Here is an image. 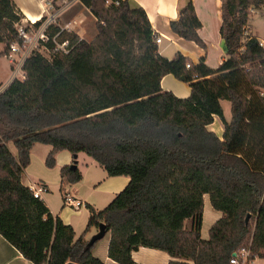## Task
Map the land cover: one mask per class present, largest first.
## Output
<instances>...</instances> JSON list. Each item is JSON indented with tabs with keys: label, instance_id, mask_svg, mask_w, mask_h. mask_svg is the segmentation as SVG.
I'll return each instance as SVG.
<instances>
[{
	"label": "trees",
	"instance_id": "16d2710c",
	"mask_svg": "<svg viewBox=\"0 0 264 264\" xmlns=\"http://www.w3.org/2000/svg\"><path fill=\"white\" fill-rule=\"evenodd\" d=\"M79 2L95 18L94 37L86 41L51 25L49 36L58 33L71 50L56 52L47 42L50 57L31 52L24 79L0 92V235L33 264H103L92 254L96 242L85 239L101 222L110 233L107 256L118 264H140L131 256L139 247L166 252L167 264H230L246 248L249 261L263 258L264 47L243 31L264 0H222L225 58L216 69L180 52L162 56L145 11L127 0ZM22 18L13 0H0V43L17 40L14 24ZM169 25L204 47L191 1ZM166 74L188 82L189 95L163 90ZM222 100L230 103L229 120ZM214 117L223 125L221 138L208 128ZM36 143L51 147L49 168L59 151L83 152L108 176L129 177L104 208L86 204L89 217L77 238L22 183ZM59 177L62 189L82 174L65 165ZM205 194L221 213L206 239Z\"/></svg>",
	"mask_w": 264,
	"mask_h": 264
},
{
	"label": "crops",
	"instance_id": "0c3cea01",
	"mask_svg": "<svg viewBox=\"0 0 264 264\" xmlns=\"http://www.w3.org/2000/svg\"><path fill=\"white\" fill-rule=\"evenodd\" d=\"M17 5L19 10L22 12L24 18L29 20H38L43 13V0H13ZM131 7H141L149 20L151 28L155 35L161 36V42L157 44L158 52L166 57L173 58L177 52H180L184 56L188 57L193 64H197L201 59H203L204 64L211 69H216L220 66L225 58V53L223 50V39L219 33V27L221 23V4L222 0H127ZM187 1H191L195 10V14L201 23L198 30V34L201 40L204 42V47L197 45L192 40H186L176 34H174L170 29V21L178 19L179 7L184 5ZM32 3V4H31ZM248 35L255 37L259 43L264 47V5L258 9L253 10L250 14L247 23ZM79 34V33H78ZM8 84V79L5 81L3 86ZM1 86V87H3ZM161 88L165 91H171L175 96L184 98L190 93L189 83L185 82L172 74H166L161 79ZM223 101V100H222ZM221 101V104H222ZM223 114L225 116L224 106ZM231 115V114H230ZM208 128L213 131L219 138L223 134V125L218 117H214L213 122L208 126ZM37 149L39 156L42 158V163L45 166V158L47 153L51 149L49 145L36 143L30 151V163H32L31 154ZM79 154V153H78ZM77 154V156H78ZM77 158V157H76ZM74 157L67 151H59L55 155V169L59 173V169L62 166L70 165L73 162ZM77 162V161H76ZM46 167V166H45ZM28 167H26L27 170ZM77 168L82 174L80 181L74 184H69L67 186L62 185L59 181L60 196L62 197L67 193L71 195L75 200H80L83 205L89 204L95 210H100L101 208L95 207L88 203L87 197L78 196V184L83 183L88 175L89 169L98 171V178L90 177V184L93 186V190L98 191L102 195V204L110 202L116 193L121 191L129 181V177L125 175L108 176L106 172H101L97 170L94 164H84L82 167ZM26 170H24L22 175V183L25 186L30 185V183L40 184L44 187V191L40 195V199L48 207L52 215H58L65 224L72 226L75 232V238H77V232L75 231V225L70 220L67 214L66 207L64 204L61 207H55L51 205L48 201V196L52 193V188L50 186L49 180L46 174L43 176H32L27 175ZM90 170V171H91ZM60 180V179H59ZM207 195V194H205ZM209 199V198H208ZM101 201V202H102ZM204 201V196H203ZM94 204V203H93ZM101 205V206H104ZM214 210V209H213ZM215 211V210H214ZM89 212V210H88ZM212 215V213H211ZM214 221L217 220L221 213L215 211L213 214ZM204 216V204L202 219ZM89 217V213H88ZM213 221V222H214ZM96 232V227H91V229L86 233L85 239L89 238ZM106 241L102 245L95 243L92 254L98 257L103 264H118L107 256L108 242L110 238V233L105 234ZM103 237V238H104ZM205 239V238H204ZM133 260L140 264H167L172 257L164 251L158 249H152L148 247H139L133 250L131 253ZM0 264H33L28 259L24 258L22 254L7 240L0 235ZM250 264H264V257H255Z\"/></svg>",
	"mask_w": 264,
	"mask_h": 264
},
{
	"label": "rangeland",
	"instance_id": "374dc122",
	"mask_svg": "<svg viewBox=\"0 0 264 264\" xmlns=\"http://www.w3.org/2000/svg\"><path fill=\"white\" fill-rule=\"evenodd\" d=\"M32 4V3H31ZM17 6V5H16ZM44 6H52L53 9L48 8L49 12L57 11L58 16L56 18V23L54 25L65 27L69 22L70 25L66 27V30L72 31L75 33H79V38H82L86 41H90L94 35L96 34V27H95V18L90 13V11L83 6L79 0H43V7ZM252 13V12H251ZM43 16H47L46 13H42ZM42 16V15H41ZM7 51V47L0 43V52L1 51ZM45 56H48V53L45 52ZM10 75V66L5 58L4 55L0 56V83L1 86L2 83L5 84V81L9 78ZM2 88V87H0ZM222 104L224 106L225 116L227 118H230V103L227 100H223ZM221 104V105H222ZM8 146L10 150L15 153V148L12 145V143H8ZM32 163L28 165L26 174L32 175V176H43L46 174L47 179L49 180L50 186L52 188V193L50 196H48V201L51 205L55 207H61L63 205L62 203V197L60 196V192L58 190L59 188V173L57 172V169L55 168H49L44 166L42 163V158L39 156V152L37 149H34V152L31 154ZM73 160L77 161L78 167H82L84 164H94L95 167H97V170L104 172L102 167L94 161L91 157L86 155L83 152H79L77 158H74ZM89 169L88 175L86 179L83 181V183L78 184V196L80 197H87L88 203L95 205L97 208H104L108 203L102 204V195L100 192L93 190V186L89 183L90 177H94L95 179L98 178V171H94ZM63 186H67V184H64ZM102 201V202H101ZM94 203V204H93ZM104 205V206H101ZM66 209L67 214L69 215L70 220L75 225V231L77 232V236H79L82 231L84 230L87 220H88V207L86 205L80 206L79 210H74L69 207H63V209ZM212 213V215H211ZM215 211L212 209L208 195H204V216L202 219V226H201V237L202 238H208V229L211 226V224L214 221V215ZM188 225V224H187ZM91 229V227H90ZM97 231V227H96ZM106 241V237L100 239L96 244L102 245Z\"/></svg>",
	"mask_w": 264,
	"mask_h": 264
},
{
	"label": "built area",
	"instance_id": "2783aa9c",
	"mask_svg": "<svg viewBox=\"0 0 264 264\" xmlns=\"http://www.w3.org/2000/svg\"><path fill=\"white\" fill-rule=\"evenodd\" d=\"M115 4H118L115 1ZM53 9L52 6H44L43 12L46 13L47 16H42L38 20H29L27 18H22L19 22L14 24V29L16 32L17 40L12 41L7 46V51L5 52L4 56L7 59L9 66H10V75L8 78V84L14 79H24L25 72L23 70V65L25 60L33 51H37L42 55H46L45 52L48 53L50 57V51L46 46L47 42H50L53 46V50L56 52H60L62 54H67L71 47L68 45V41L59 42L57 40V34L53 36H49L47 30L51 25L56 23V18L58 16L57 11L49 12L48 8ZM253 12V10H251ZM37 21L39 22L38 25ZM70 25V22L65 26L61 27L58 25L60 30L65 29ZM243 36L245 38H249L247 28L243 31ZM154 41L156 44L161 42V36L155 35ZM190 64H186V68H189ZM6 86L0 88V92L3 91ZM30 190L33 193L34 197L40 198L41 193L44 191V187L40 184L30 183L29 185ZM63 204L66 207L72 208L74 210H79L80 206L83 205V202L80 200H75L71 195L65 194L63 196ZM249 249H242L239 252L235 253V255L230 259V264H250L249 261Z\"/></svg>",
	"mask_w": 264,
	"mask_h": 264
},
{
	"label": "water",
	"instance_id": "95a60500",
	"mask_svg": "<svg viewBox=\"0 0 264 264\" xmlns=\"http://www.w3.org/2000/svg\"><path fill=\"white\" fill-rule=\"evenodd\" d=\"M77 154H74V158H76ZM70 168H76L77 167V162L76 160H73V162L69 165ZM248 217H246V220H248ZM107 233L106 231V228H105V224L103 222L99 223L98 224V227H97V231L89 238L88 242H87V245H92L94 244L95 242H97L98 240L102 239L105 234ZM235 255V254H233ZM67 264H77V263H74V262H68Z\"/></svg>",
	"mask_w": 264,
	"mask_h": 264
},
{
	"label": "bare ground",
	"instance_id": "6f19581e",
	"mask_svg": "<svg viewBox=\"0 0 264 264\" xmlns=\"http://www.w3.org/2000/svg\"><path fill=\"white\" fill-rule=\"evenodd\" d=\"M32 21H34V20H32Z\"/></svg>",
	"mask_w": 264,
	"mask_h": 264
}]
</instances>
